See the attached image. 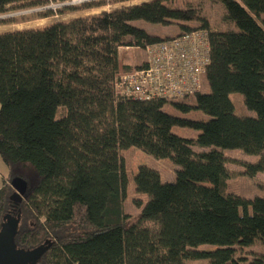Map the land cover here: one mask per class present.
Masks as SVG:
<instances>
[{"label": "trees", "instance_id": "obj_1", "mask_svg": "<svg viewBox=\"0 0 264 264\" xmlns=\"http://www.w3.org/2000/svg\"><path fill=\"white\" fill-rule=\"evenodd\" d=\"M113 1L109 10L0 31V158L7 168L0 227L6 214H19L16 247L49 244L36 264H183L199 258L264 264V253L249 247H264V196L247 201L228 191L231 170L223 154L226 148L254 154L255 162L242 163L243 173L264 172V0ZM203 2L219 5L218 25ZM45 3L0 0V15ZM38 14L54 16L51 10ZM135 20L175 23L178 35L206 30L209 91L191 95L194 104L185 102L190 96L115 94L117 75L141 64L121 61L120 50L172 37L150 34ZM221 21L236 30L218 28ZM232 93L242 94L255 115H237ZM167 101L208 119L171 115L163 109ZM175 124L198 133L182 137L171 131ZM124 143L178 166L171 181L138 166L135 181L147 200L136 213L123 205ZM13 177L27 183L20 202L10 199ZM202 243L216 247L198 250Z\"/></svg>", "mask_w": 264, "mask_h": 264}, {"label": "rangeland", "instance_id": "obj_2", "mask_svg": "<svg viewBox=\"0 0 264 264\" xmlns=\"http://www.w3.org/2000/svg\"><path fill=\"white\" fill-rule=\"evenodd\" d=\"M114 3V2H113ZM116 4V3H115ZM204 12L210 18L214 25H218L220 18V7L218 4L209 5L208 3L203 2ZM95 7L90 9H77L74 11L75 16L70 13H59L57 12L56 16H48L49 18L40 20V14L29 13L20 16H14L10 14L12 11H8L5 14L0 15V19H4L0 21V31L7 29H16L25 25H35L40 26L43 22H49L55 19H66L69 17H77L80 15H85L88 13H96ZM33 20V21H32ZM28 21H32L28 23ZM28 23V24H27ZM42 23V24H40ZM134 25L144 29L150 34L158 35L160 37L165 36H176L178 35L179 28L177 24L172 23L169 25L163 24H154L149 23L143 20H135L132 22ZM230 27L231 29H235L236 27L231 24V26H226L222 21L220 22V29H227ZM145 57V51L140 47H132L123 50V48L119 52V58L121 61L127 62L129 64L138 65L142 62ZM202 92H208L209 86L206 82L205 76L202 77ZM231 99L235 105L234 112L240 116H254V111L249 110L244 102L243 96L240 93H232ZM186 103L194 104L192 96L185 99ZM163 109L174 116L184 117L189 119H202L207 120L208 116H206L203 112L197 109H191L188 112H181L177 110L170 101L165 102ZM171 131L177 135L186 138H194L198 131L193 128L187 126H179L177 124L173 125ZM123 141V140H121ZM121 154L124 158L125 162V170L127 175V182L125 186V197L123 200L124 209L129 213L138 212L144 202L147 200V194L140 188V186L135 181V174L139 165H147L153 169H156L159 172L161 181H171L175 177V170L178 167L174 164L170 158H157L151 154H148L141 149L130 146L128 144H123L121 146ZM223 154L228 158L227 159V167L231 170L230 177L228 178V191L233 192L236 196L240 197V199L250 200L254 196H264V172H259L254 176H248L243 173L244 165L243 162H255L257 160V156L254 154H248L241 150L240 148H226L223 149ZM216 247V245L211 243H202L196 246L198 250L208 251L212 250ZM252 249L260 250L264 247L254 244L249 246ZM249 255V253H246ZM207 258H199V259H186L183 264H207Z\"/></svg>", "mask_w": 264, "mask_h": 264}, {"label": "built area", "instance_id": "obj_3", "mask_svg": "<svg viewBox=\"0 0 264 264\" xmlns=\"http://www.w3.org/2000/svg\"><path fill=\"white\" fill-rule=\"evenodd\" d=\"M123 0L117 3H126ZM100 2L99 9L109 10L113 0H47L37 7L14 10L10 14L20 16L51 10L66 5H83ZM114 2V3H113ZM145 57L138 68L120 73L114 81V92L120 97L139 99L162 98L178 100L191 96L202 88L209 63L208 34L205 29H195L186 34L172 36L157 43L146 45Z\"/></svg>", "mask_w": 264, "mask_h": 264}, {"label": "water", "instance_id": "obj_4", "mask_svg": "<svg viewBox=\"0 0 264 264\" xmlns=\"http://www.w3.org/2000/svg\"><path fill=\"white\" fill-rule=\"evenodd\" d=\"M10 184L13 188L10 199L20 202L25 194L27 183L22 178L13 177ZM19 218V214L4 216V222L0 227V264H36L49 246V244H41L31 249L17 248L14 236L18 229Z\"/></svg>", "mask_w": 264, "mask_h": 264}, {"label": "crops", "instance_id": "obj_5", "mask_svg": "<svg viewBox=\"0 0 264 264\" xmlns=\"http://www.w3.org/2000/svg\"><path fill=\"white\" fill-rule=\"evenodd\" d=\"M132 1H133L132 3H135V2H139V1H141V0H132ZM71 15H72V16H75L76 14H75L74 12H72ZM46 18H49V17H41V18H39V19L42 20V19H46ZM32 21H33V20H32ZM32 21H28V23H30V22H32ZM49 22H50V21H49ZM28 23H27V24H28ZM46 23H48V22H43V24H46ZM40 24H42V23H40ZM30 26H35V25H25V26H22V27H20V28L30 27ZM11 29H12V28H11ZM7 30H9V29H7ZM3 31H5V30H3ZM6 174H7V168H6L5 164L3 163V161H2L1 158H0V186H1L2 179H3V177H4ZM260 251H262V252L264 253V250L261 249V248H260Z\"/></svg>", "mask_w": 264, "mask_h": 264}]
</instances>
